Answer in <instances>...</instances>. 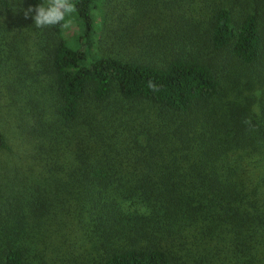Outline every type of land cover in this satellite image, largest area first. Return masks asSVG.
Returning <instances> with one entry per match:
<instances>
[{"label": "trees", "instance_id": "trees-1", "mask_svg": "<svg viewBox=\"0 0 264 264\" xmlns=\"http://www.w3.org/2000/svg\"><path fill=\"white\" fill-rule=\"evenodd\" d=\"M94 1L74 0L77 45L43 28L23 152L0 127V264H264V0H204L181 38L124 30L116 53L117 0Z\"/></svg>", "mask_w": 264, "mask_h": 264}, {"label": "rangeland", "instance_id": "rangeland-1", "mask_svg": "<svg viewBox=\"0 0 264 264\" xmlns=\"http://www.w3.org/2000/svg\"><path fill=\"white\" fill-rule=\"evenodd\" d=\"M125 1L114 2L116 8L113 13L114 7L110 8L112 17L109 19L110 32L108 29L104 41L100 42L101 51L116 53L122 49L117 37L124 36L125 31L133 32L131 34L133 36L146 33L150 38L152 34L161 35L169 29L173 34L180 32L181 36L178 38H181L188 28L197 27L200 20H205L209 12L204 0H197L196 9H185L183 6L186 5L185 0H146L144 3L154 8L152 14L137 17L134 21L133 14L136 10ZM147 1L150 4L146 3ZM10 2L15 14L9 16L0 8V127L6 134L13 153L19 154L25 149L20 146L27 135L28 124L34 117V109L31 110L29 104L31 98L27 95H36L40 97L39 99L42 92L49 95V82L46 77L48 55L43 48L44 30L34 27L31 16L25 18L24 11L28 6L24 0ZM98 3L99 0H95L94 6ZM75 18V14L70 16L72 22L66 27L65 32L70 42L77 45L79 32ZM113 21L116 23L115 26L112 25ZM165 37L167 38L166 35ZM6 153V155L0 153V160L8 159V152ZM72 240L78 242L75 238ZM74 247H80V243Z\"/></svg>", "mask_w": 264, "mask_h": 264}, {"label": "clouds", "instance_id": "clouds-1", "mask_svg": "<svg viewBox=\"0 0 264 264\" xmlns=\"http://www.w3.org/2000/svg\"><path fill=\"white\" fill-rule=\"evenodd\" d=\"M76 11L74 0H44L35 6L29 5L24 11L25 18L31 16L34 20L36 28H46L61 24L68 27L71 24L69 17ZM34 14V15H33ZM150 90L156 92L160 90V86L152 80L147 82Z\"/></svg>", "mask_w": 264, "mask_h": 264}]
</instances>
